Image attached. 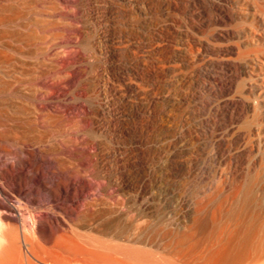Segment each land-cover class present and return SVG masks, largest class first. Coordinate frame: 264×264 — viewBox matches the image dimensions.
<instances>
[{
  "label": "rangeland",
  "instance_id": "rangeland-1",
  "mask_svg": "<svg viewBox=\"0 0 264 264\" xmlns=\"http://www.w3.org/2000/svg\"><path fill=\"white\" fill-rule=\"evenodd\" d=\"M0 2L29 11L34 81L64 89L40 163L63 199H21L56 210L49 243L87 264H235L264 215V0Z\"/></svg>",
  "mask_w": 264,
  "mask_h": 264
},
{
  "label": "bare ground",
  "instance_id": "bare-ground-1",
  "mask_svg": "<svg viewBox=\"0 0 264 264\" xmlns=\"http://www.w3.org/2000/svg\"><path fill=\"white\" fill-rule=\"evenodd\" d=\"M12 4H0V264H87L72 259L80 254L79 246L65 245L60 240L55 242L56 245L50 244L45 237L46 232L50 233L51 224L58 227L61 223L59 215L54 212L56 210L44 212L40 209L31 213L26 211L28 205L21 201L23 198L40 203L37 192H49L50 188L53 192L51 207L58 208L63 199V186L56 184L54 188L55 181L48 183L42 178L40 163L45 160L42 146L46 118L52 114L59 124L66 110L61 103L65 95L61 82L52 97L48 93L50 83L47 76L34 81L26 60L31 56L33 44L29 11ZM51 100L56 103L50 104ZM37 158L39 160L35 163ZM27 171L39 178V184H34L35 178L27 180ZM253 184L250 183V189ZM237 189L234 191L238 193ZM247 197L245 199L251 196ZM259 217L248 228L244 222V230L247 228L245 239L238 245L246 246L239 256L235 255L238 257L235 264H264V215Z\"/></svg>",
  "mask_w": 264,
  "mask_h": 264
}]
</instances>
